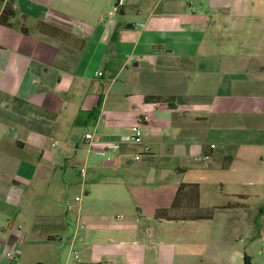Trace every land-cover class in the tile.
I'll return each instance as SVG.
<instances>
[{"label": "crops", "instance_id": "obj_1", "mask_svg": "<svg viewBox=\"0 0 264 264\" xmlns=\"http://www.w3.org/2000/svg\"><path fill=\"white\" fill-rule=\"evenodd\" d=\"M7 7L16 15L0 21V264L42 263L43 220L31 201L74 167L92 184L78 200L87 224L56 218L47 240L69 233L87 258L76 262L264 264V243L261 257L251 249L264 242V62L245 59L263 55L264 13L255 10L264 0H0V19ZM219 32L249 35L237 53L218 49ZM135 127L152 149L140 162L127 154L141 147L107 162L83 141L95 132L93 148H103ZM144 169L159 175L143 196L111 177ZM175 171L177 185L201 187L202 207H230L211 220H156L176 187L165 196L151 187Z\"/></svg>", "mask_w": 264, "mask_h": 264}, {"label": "rangeland", "instance_id": "obj_2", "mask_svg": "<svg viewBox=\"0 0 264 264\" xmlns=\"http://www.w3.org/2000/svg\"><path fill=\"white\" fill-rule=\"evenodd\" d=\"M259 11L260 14L264 13V10H255ZM221 33L219 32L218 36V49H224L225 47H229L230 49L234 50L238 53L240 49L243 47L244 39L248 37L249 34L244 35V33L240 32H234L232 33V39L224 40L221 38ZM246 46V44H245ZM249 46H246V50H248ZM257 50H255V54ZM262 51V56L258 57H247L245 58L247 61L252 62H264V49ZM240 59V57H239ZM261 76L259 78L264 79V72H260ZM246 76L249 75L250 80H256L258 76L255 74V72H248L245 74ZM93 157V155H92ZM242 164H238V166L235 168L234 173V182H236V188H239V192L244 193L245 189L248 187H244L243 185L239 186L238 183H241L247 178L242 175L241 167ZM168 168H164L161 171L166 172ZM60 172V170H58ZM126 173V175L124 174ZM157 170L152 169H144V170H132L131 173L128 172H119L118 175L112 174V179L116 178H124L126 181L130 182L131 189H127L126 192L127 196H143V189L145 188L143 186L144 182L148 181H154L157 180ZM168 182L161 184L159 186H152L151 188L154 189L152 191V196H157V194H162L165 196L170 191L171 187H176L174 190V196H176L177 190L179 186L176 184V180H178V177L180 178V174L175 172H169L168 173ZM47 182H44L41 187V192H38L37 195L32 199L31 204L33 206L37 207V210L39 214L42 216L43 224L40 226L41 229H43L44 236L42 239L43 244L37 247V250L41 252L40 258H42V263L40 264H80L76 262L79 259H85L87 258L84 256L83 252H81L77 247L76 250H71V238L69 236V233H60V237L58 242L55 243H49L47 240V235L49 233H52L56 231L58 228L53 226L54 219L57 218V220H60L59 222L64 223H71L72 227H77L79 219L83 222H79L81 225H86L87 222H84V218H80V209H82V203L83 201H78L77 197L80 198H86L85 196H89L88 191L92 188V184L85 181L83 182L82 178L79 175V168L74 167L70 168L67 176L59 174V175H52L49 179H47ZM135 187V188H133ZM156 189V190H155ZM203 191H209L210 188H203ZM207 189V190H206ZM158 190V192H156ZM156 192V193H155ZM201 192V187H200ZM212 193H214L212 191ZM95 196V195H94ZM99 196V195H96ZM106 196V195H103ZM171 196V195H169ZM30 202V201H29ZM250 204H255V199H252L250 201ZM71 213V214H70ZM217 216V215H216ZM259 217L255 220L259 222ZM238 221V218H234V222ZM262 223V221H261ZM260 223V224H261ZM99 224L98 222L96 225ZM230 224V223H228ZM248 227L247 224H242L241 228L243 230H246ZM261 230L264 232V222L262 225ZM264 234V233H263ZM39 239V238H38ZM247 243H253V239L251 241L244 240ZM261 240H257L255 244L251 247L252 250H258V257H261V247H258V244H263L264 242H260ZM250 249V251H251ZM37 264V263H35Z\"/></svg>", "mask_w": 264, "mask_h": 264}, {"label": "trees", "instance_id": "obj_3", "mask_svg": "<svg viewBox=\"0 0 264 264\" xmlns=\"http://www.w3.org/2000/svg\"><path fill=\"white\" fill-rule=\"evenodd\" d=\"M16 12L13 8L7 7L1 16L0 21L3 24H9ZM98 110L84 114L78 118L76 123H80L83 117L96 119ZM231 160H228L226 167L229 166ZM229 206L204 208L200 204V186L198 184H181L177 190L174 202L169 208L158 209L155 213V219L159 221H201L211 220L218 211L227 209ZM264 213V207L261 209Z\"/></svg>", "mask_w": 264, "mask_h": 264}, {"label": "built area", "instance_id": "obj_4", "mask_svg": "<svg viewBox=\"0 0 264 264\" xmlns=\"http://www.w3.org/2000/svg\"><path fill=\"white\" fill-rule=\"evenodd\" d=\"M103 76V72L98 73ZM98 135L95 132H86L83 136L84 143L88 146L89 150L96 156L105 159L107 162H113L116 156H123L124 149H133L141 147V150L133 151L127 154L130 161L140 162L144 157L152 152L150 146L143 144V132L141 127L132 129L131 134L124 135L118 141L108 142L105 147L94 149L93 144L98 141ZM87 167H83L80 171L81 175L85 177L87 174ZM77 200H81L80 197Z\"/></svg>", "mask_w": 264, "mask_h": 264}]
</instances>
